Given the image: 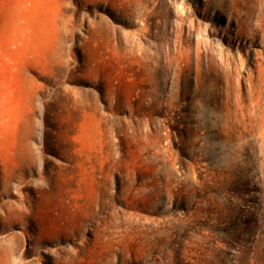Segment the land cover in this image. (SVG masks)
<instances>
[{
    "label": "rangeland",
    "instance_id": "rangeland-1",
    "mask_svg": "<svg viewBox=\"0 0 264 264\" xmlns=\"http://www.w3.org/2000/svg\"><path fill=\"white\" fill-rule=\"evenodd\" d=\"M0 264H264V0H0Z\"/></svg>",
    "mask_w": 264,
    "mask_h": 264
},
{
    "label": "bare ground",
    "instance_id": "bare-ground-1",
    "mask_svg": "<svg viewBox=\"0 0 264 264\" xmlns=\"http://www.w3.org/2000/svg\"><path fill=\"white\" fill-rule=\"evenodd\" d=\"M254 102V101H253ZM251 104V103H250ZM256 108V107H255ZM254 111H255V109H254Z\"/></svg>",
    "mask_w": 264,
    "mask_h": 264
}]
</instances>
